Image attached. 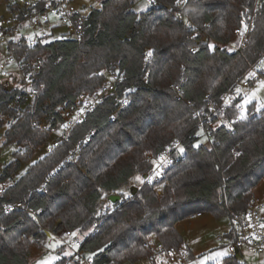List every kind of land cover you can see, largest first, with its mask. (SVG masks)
Listing matches in <instances>:
<instances>
[{
    "label": "trees",
    "instance_id": "16d2710c",
    "mask_svg": "<svg viewBox=\"0 0 264 264\" xmlns=\"http://www.w3.org/2000/svg\"><path fill=\"white\" fill-rule=\"evenodd\" d=\"M176 3L157 0L137 13L132 0H103L101 8L85 17L79 39L65 33L47 41L52 32L33 46L25 36L10 40L23 72L32 76L35 97L23 109L26 93L6 91L0 84V113L9 118L4 143L20 149L0 181L11 179L23 161L50 141V129L35 125L42 118L58 127L62 106L74 105L81 93L100 91L111 75L120 82L118 99L106 98L67 142L10 183L5 198L25 200L41 213L36 218L26 211L0 215V264H31L32 247L45 246L49 230L78 232L80 249L93 264L149 259L157 243L181 247L178 223L204 212L228 218V236H234V219L247 210L264 180V110L255 112V105H249L241 119L242 114L229 109L223 117L230 125H206L205 130L198 128L196 113L219 104L264 53V0H187L193 27L179 20ZM17 9L12 6L11 13ZM250 15L254 26L244 45L231 48L236 29ZM237 102L242 103L240 98ZM200 133L209 145L200 143ZM87 137L78 158L40 192L37 188L50 170ZM166 153L173 163L163 178L144 182L125 197L122 189L131 180L156 168L149 158ZM114 194L121 199L111 202L113 210L103 211L102 200ZM188 255L195 258L190 249ZM72 261L80 264L74 256L57 264ZM221 264L246 263L232 255Z\"/></svg>",
    "mask_w": 264,
    "mask_h": 264
},
{
    "label": "built area",
    "instance_id": "2783aa9c",
    "mask_svg": "<svg viewBox=\"0 0 264 264\" xmlns=\"http://www.w3.org/2000/svg\"><path fill=\"white\" fill-rule=\"evenodd\" d=\"M21 5L17 9V14L14 12L10 17L0 19V44L7 43L9 47L10 57L9 59H14L16 62L15 54L13 50L10 49V40L17 37L23 32L24 29H29L32 31V37L28 39V43L33 46L39 39L47 38L52 34L50 29V24L52 18L56 19L57 26L67 29V35L73 36L79 39V30L85 21V16L78 12L73 7V2L75 0H20ZM155 0L152 4H156ZM22 6V7H21ZM21 7V9H19ZM175 12L177 17L181 22L188 23L190 27H193L192 22H190V8L187 4V0H181V3H176ZM254 17L250 15L246 18L243 27L236 29L235 38L238 44L235 45L231 42L234 49L241 48L247 38V35L253 29ZM21 36V35H20ZM23 37V36H22ZM21 37V38H22ZM18 38V37H17ZM14 40V39H13ZM21 39L17 40L20 41ZM16 41V40H14ZM204 41H207L205 38ZM198 51L197 46L191 48L192 53ZM264 53L261 57L252 65H250L248 71L239 80L237 87L239 85L243 87L251 86L252 82L264 78ZM19 69L23 72V65L17 62ZM36 69L41 67V59L38 58L36 61ZM24 73V72H23ZM249 73H254L255 75L250 76ZM24 78L26 82L32 81L31 74L24 73ZM112 80L109 81L100 91L95 93H81L77 96L74 105L72 106H62L60 109V114L62 116V122L58 127H50L49 122L45 120V123H36L41 129H50L52 142L45 146L47 153H52L56 148L61 146L63 142L69 140V134L74 130L77 125L83 124L90 112H93L106 98L114 96L117 98V84L120 79L111 75ZM176 92V98L178 100L182 99L181 86L177 85L174 87ZM240 96L237 94V88L229 91L222 95L219 104H211L209 110L206 112H197L196 117L198 118V128L205 130L207 125L209 129H216L221 124L230 125V121L225 119L223 116L228 112L229 109L235 110L237 113H245L243 105L237 100ZM226 101H231L226 103ZM127 104L126 101L123 102L121 107ZM240 105V107H237ZM236 120H239L237 118ZM208 138L211 137V133L206 132ZM90 138L87 137L84 141H80L70 148L65 159L56 165L50 172L45 176L43 182L38 186L40 192H45L48 184L58 176L63 170L66 169L67 165L75 161L80 152L83 150L84 145L89 142ZM179 144H175L173 149L178 150ZM167 159L170 163L173 160L168 153H166ZM164 155V156H165ZM163 156V157H164ZM149 160L155 161L156 159L150 157ZM162 165H158L147 177L146 183L152 184L161 180L164 176L165 169ZM2 168L0 166V172ZM149 180L151 182H149ZM10 187V182L8 179L0 181V215L1 214H13L17 211H26L33 217H38L41 213L40 210H35L33 207L28 206L25 200L13 201L11 198H5V194ZM60 221L56 223V227L59 225ZM264 194L256 195L248 205L245 212L239 213L234 219V236H222L219 240L225 242L228 246L229 251L233 255L242 254V252H247L250 254L264 255ZM97 226V225H95ZM50 236L55 235L64 242L60 234L56 233L54 230L47 231ZM75 233V235H72ZM64 237L68 240L65 246H72L74 248V259L79 261L80 264H93L92 259H89L84 251L80 249L82 238L78 232L67 230L64 232ZM64 242V243H65ZM152 264H189L193 260L189 259L188 251L183 249V247H166L162 243H157L154 245L153 251L149 257ZM258 264H263L259 262Z\"/></svg>",
    "mask_w": 264,
    "mask_h": 264
},
{
    "label": "rangeland",
    "instance_id": "374dc122",
    "mask_svg": "<svg viewBox=\"0 0 264 264\" xmlns=\"http://www.w3.org/2000/svg\"><path fill=\"white\" fill-rule=\"evenodd\" d=\"M133 1V10L137 13H143L152 7V3L155 0H132ZM103 0H75L73 2V7L80 12L83 16L87 17L90 12L94 9H99L102 6ZM17 5L18 7L21 5L20 0H2L0 1V19L7 18L12 15L10 8L12 6ZM22 7V6H21ZM21 7L19 9H21ZM17 14V12H15ZM52 21L56 22V19L52 18ZM53 24L51 22V27ZM26 30V29H25ZM67 33L66 28H59L55 30L54 35L51 38L46 39L47 41H52L61 37V34ZM22 34H19L17 37L13 38L14 40L21 39ZM33 36V35H32ZM12 39V40H13ZM232 42H236L234 40ZM231 48H234L233 45H230ZM10 52L7 43L3 45L0 44V84L4 87V80L8 79L7 85L9 89L12 91H21L26 93L25 96V104L22 106L23 109H26L33 103V99L35 97L34 89L31 85V80L29 83L26 82L24 78V73L19 69L18 63L12 59H9ZM108 80H112L109 77ZM264 80L261 78L254 82L249 87H243L239 85L237 89H240L238 95L242 96V105L245 110L249 105H255V112H259L260 110H264V107L260 105L264 103V89H260L256 91V97L251 100L250 103H245L246 96H251L253 91L259 88L258 82ZM5 88V87H4ZM60 111V110H58ZM45 118H42L40 123H45ZM0 122L2 123V127H0V166L2 168L0 172V178L3 176L5 168H7L12 162L15 161V152L20 150L16 143L5 144V132L7 129V123L9 122V118L0 113ZM200 143L205 145H209L207 139L200 133ZM52 142V137L47 144ZM46 144V145H47ZM179 149V147H178ZM47 151L45 147L39 148L35 151L33 158L28 161H23L20 168L16 170L11 179H8L10 183H14L19 178H21L28 170L34 165L39 159L45 157L47 155ZM163 158V159H162ZM157 159L154 161L155 167L158 165H162L163 167H167L170 163L169 159H167V155ZM140 177V176H139ZM148 175L141 176L140 180L134 178L131 180L128 186L124 187L122 191L124 192L125 197H128L131 193V189H135V191L141 187L146 181ZM158 193H161V187L157 188ZM256 195L264 194V180L259 184L258 188L255 190ZM110 197V196H109ZM109 197H105L101 206L103 207V211L113 210V206L111 205V200ZM177 228L184 239V245H182L183 249H190L196 259L189 264H221L223 260L233 254L229 251L228 246L225 242H221L219 240L220 237L225 236L231 230L230 220L228 218H216L211 213L204 212L201 214H195L181 222L178 223ZM64 232H60V236L68 240L64 237ZM64 240V242H65ZM61 238L51 235L47 238V242L45 246L41 247L35 244L31 249L30 254V263L31 264H57L63 257L74 256V248L72 246H65ZM66 253H71V255H66ZM226 253V255H222ZM238 259L246 264H258L262 262L264 264V255H256L250 254L247 252H242V254L236 255ZM57 259H53L56 258ZM71 264H75L73 261ZM124 264H152L149 259H145L136 263L127 262Z\"/></svg>",
    "mask_w": 264,
    "mask_h": 264
},
{
    "label": "snow or ice",
    "instance_id": "6c2138e0",
    "mask_svg": "<svg viewBox=\"0 0 264 264\" xmlns=\"http://www.w3.org/2000/svg\"><path fill=\"white\" fill-rule=\"evenodd\" d=\"M177 3L179 4V3H181V0H177ZM149 55H151V53H149ZM262 64H264V61H262L261 62ZM249 75L250 76H253V75H255L254 73H249ZM258 84H259V88L257 89V90H255V91H253V93L251 94V96H246V98H245V103H250L251 102V100L253 99V98H257L256 97V91H259L260 89H264V80H261V81H259L258 82ZM241 90L240 89H237V93L239 94V92H240ZM231 101H226V103H230ZM261 107H264V103H262L261 105H260ZM237 107H240V105H237ZM241 119H244V118H246L245 117V115H241V117H240ZM181 151H183L182 149H181ZM163 159V158H162ZM136 179L137 180H140V177H136ZM149 182H151L150 180H149ZM262 227H264V225H262ZM72 235H75V233H73ZM101 251H103V249H101ZM66 255H71V253H66ZM94 255V254H93ZM222 255H226V253H223ZM58 257H56V258H53V259H57ZM92 257L91 256H89V259H91Z\"/></svg>",
    "mask_w": 264,
    "mask_h": 264
},
{
    "label": "crops",
    "instance_id": "0c3cea01",
    "mask_svg": "<svg viewBox=\"0 0 264 264\" xmlns=\"http://www.w3.org/2000/svg\"><path fill=\"white\" fill-rule=\"evenodd\" d=\"M52 24H53V25L50 27V29H53L52 32H55V30L59 29V28L54 29L55 26H57V22H54V21H53ZM21 34H22L21 36H25V37L28 38V39H30V38L32 37V31L29 30V29H27V28H26V30L24 29L23 32H22ZM1 82H2V81H1ZM1 82H0V83H1ZM239 96H240V99H241V102H242V96H241V95H239ZM194 257H195V256H194ZM195 259H196V257L193 259V261H194Z\"/></svg>",
    "mask_w": 264,
    "mask_h": 264
},
{
    "label": "water",
    "instance_id": "95a60500",
    "mask_svg": "<svg viewBox=\"0 0 264 264\" xmlns=\"http://www.w3.org/2000/svg\"><path fill=\"white\" fill-rule=\"evenodd\" d=\"M8 79H6V80H4V89L6 90V91H12V89H9V88H12V87H9L7 84V81ZM109 199L112 201V203H115L116 201H118V200H120L121 199V196L120 195H116V194H114V195H111L110 197H109ZM49 236H50V234H48Z\"/></svg>",
    "mask_w": 264,
    "mask_h": 264
}]
</instances>
